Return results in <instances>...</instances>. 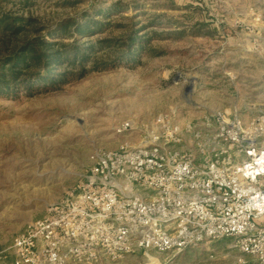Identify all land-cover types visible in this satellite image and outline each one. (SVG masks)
Segmentation results:
<instances>
[{
  "label": "rangeland",
  "instance_id": "1",
  "mask_svg": "<svg viewBox=\"0 0 264 264\" xmlns=\"http://www.w3.org/2000/svg\"><path fill=\"white\" fill-rule=\"evenodd\" d=\"M22 1L0 0V9L51 24L94 14L106 27L89 37L75 34L85 44L120 35L133 23L152 38V50L138 62L115 60L100 70L86 66V74L73 71L64 83L0 96V264H12L7 250L18 234L87 180L94 154L134 146L155 129L161 135L169 129L180 141L167 146L198 156L199 147L210 149L219 112L243 124L264 112V53L241 51L227 38L235 30L249 32L245 26L219 24L225 17H250L247 10L225 12L224 0H80L76 6L65 4L75 0ZM118 1L130 5L124 13L130 20L96 14ZM260 6L258 21L264 23ZM198 20L217 27V37L165 34ZM260 34L264 38V30ZM127 121L132 128L118 132ZM240 254L232 239L221 238L181 253L139 251L97 264H236Z\"/></svg>",
  "mask_w": 264,
  "mask_h": 264
},
{
  "label": "built area",
  "instance_id": "2",
  "mask_svg": "<svg viewBox=\"0 0 264 264\" xmlns=\"http://www.w3.org/2000/svg\"><path fill=\"white\" fill-rule=\"evenodd\" d=\"M215 119L198 156L167 146L180 141L169 129L94 154L87 180L13 239L12 264H97L221 238L241 253L236 264H264V115Z\"/></svg>",
  "mask_w": 264,
  "mask_h": 264
},
{
  "label": "trees",
  "instance_id": "3",
  "mask_svg": "<svg viewBox=\"0 0 264 264\" xmlns=\"http://www.w3.org/2000/svg\"><path fill=\"white\" fill-rule=\"evenodd\" d=\"M28 1L22 2L26 5ZM79 2L67 1L65 4L76 6ZM130 8L118 1L100 7L96 14L106 19L118 14L123 20H130L131 16L124 15ZM154 22H160V17ZM105 27V23L89 13L81 17L67 16L51 24L31 13L25 15L0 9V96L16 94L20 90L32 93L35 88L64 83L74 72L86 74V66L100 70L115 60L138 62L144 52L152 50L149 47L152 38L141 34L143 28H136L133 23L125 25V31L120 35L100 38L97 42L88 39L85 44L75 37L77 33L89 37ZM188 33L215 38L218 28L198 20L175 33L165 34L182 37ZM70 38L72 40L67 41ZM8 258L12 260V256Z\"/></svg>",
  "mask_w": 264,
  "mask_h": 264
},
{
  "label": "crops",
  "instance_id": "4",
  "mask_svg": "<svg viewBox=\"0 0 264 264\" xmlns=\"http://www.w3.org/2000/svg\"><path fill=\"white\" fill-rule=\"evenodd\" d=\"M233 0H224V6L223 11H234L233 13L237 15V12L235 10L242 11L247 10L248 15L250 17L248 18H234L232 20L227 19L226 17L220 21V25L222 27L226 26H238V27H246L249 29V32L244 31L243 33L235 30L234 36H229L228 39H232V42L237 45V48L241 51H248L250 53H257V52H263L264 53V38L260 34L262 30H264V23H261L260 20L258 21V15L257 12L259 9H261L264 2H261V0H235L234 4H231ZM242 3H245V5L242 7ZM241 5V6H240ZM241 13V12H239ZM234 24V25H233ZM243 25V26H242ZM250 27V28H248ZM223 36V35H222ZM226 37V35H224ZM224 50V49H223ZM260 115H264L263 113L258 114L257 116H254L251 120L258 118Z\"/></svg>",
  "mask_w": 264,
  "mask_h": 264
}]
</instances>
